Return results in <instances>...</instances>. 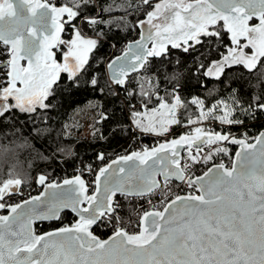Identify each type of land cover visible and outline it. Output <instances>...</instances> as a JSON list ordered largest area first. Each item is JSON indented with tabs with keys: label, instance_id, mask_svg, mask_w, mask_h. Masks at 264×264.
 <instances>
[{
	"label": "snow or ice",
	"instance_id": "1",
	"mask_svg": "<svg viewBox=\"0 0 264 264\" xmlns=\"http://www.w3.org/2000/svg\"><path fill=\"white\" fill-rule=\"evenodd\" d=\"M114 10L139 38L97 59ZM237 67L258 83L238 87ZM85 89L106 105L99 139L157 143L110 162L99 152L104 166L80 161L62 181L41 173L44 191L20 202L24 181H0V264H264V131L237 137L211 123L264 115V0H0V135L55 142L51 126L23 133L15 114L48 113ZM43 221L59 226L38 234Z\"/></svg>",
	"mask_w": 264,
	"mask_h": 264
},
{
	"label": "trees",
	"instance_id": "2",
	"mask_svg": "<svg viewBox=\"0 0 264 264\" xmlns=\"http://www.w3.org/2000/svg\"><path fill=\"white\" fill-rule=\"evenodd\" d=\"M56 2L63 3L66 2V0H56ZM109 2H113V0H109ZM114 2L117 7H119V5L123 3V0H114ZM136 15L138 18H143L140 13ZM105 18L113 20L114 23L110 30L107 25L105 26L106 37L103 40L102 47L93 53V56L97 59L102 57L108 58L114 49L116 53L113 57L119 55L122 50H124L126 44L136 39L138 36L137 30L129 31L122 24L118 23L120 18L119 11L114 10L111 17L106 16ZM129 19H131V17H129ZM88 35H93V33L89 32ZM64 38H68L67 33L64 34ZM172 53L173 57L179 56V52L172 51ZM59 56L58 53V57ZM96 66L97 65L94 63L93 67ZM230 74L234 75L237 79L238 87L244 83L245 79L252 81L253 86L258 83L257 77L247 73L243 68H235ZM255 90L259 91V89ZM199 91L201 95H207L203 89ZM249 91H251V89L248 87L242 90V95L245 99L249 98ZM88 102L99 103L96 94L85 89L71 95L64 93L62 97H58L57 101L54 102L57 104V107L48 113H45L43 110L35 115L16 113L14 119L19 121L17 127L21 128L23 133L26 134L29 129L33 127V123L35 122V124L41 127L51 126L54 128L56 130L54 133L56 140L55 142L49 140L45 143L43 140L32 141L29 139L28 142L34 143L35 148L21 147L20 145L24 143L23 137L19 134L13 135L10 130L6 129V134L0 135V181L10 177L20 178L24 181L22 189L24 191H33L34 193L37 189L36 177L41 173H45L52 179L61 181L64 178L72 177L76 173L80 161L92 164L94 167L104 165V162L96 159V154L99 152H105L107 161H110L119 154H125L126 150H133L134 147L130 145V140L125 138H121L119 142H117L116 139L104 140L98 138L101 132L107 134V129L110 126V121L105 122L102 120L103 107H106V105L100 107V115L95 122V125L100 128L97 137L91 139H77L66 136L65 123L68 120L69 114ZM109 110L111 109L109 108ZM11 119L12 118L6 120L4 122L5 125L10 124ZM177 128H175V130H177ZM262 129H264V115L254 120L245 119L244 125L233 126L230 130L236 132L245 131L251 134L255 130L261 131ZM79 130L80 128L75 129L77 132ZM180 133L181 132L175 131L176 135ZM150 141H152V139L144 136L139 138V143L141 144H149ZM135 143H137V141ZM41 145H43V147H41ZM57 146L63 148L65 151L56 153V160L49 159L48 156L53 154V149L57 148ZM229 148L232 155L234 149L232 147ZM215 161H217V159ZM224 162L230 163L229 160H225ZM72 220L73 216L67 214L63 222L67 224ZM56 226H59L58 222L37 225V233L49 231ZM109 234L110 230L97 229V235H100L102 238H106Z\"/></svg>",
	"mask_w": 264,
	"mask_h": 264
},
{
	"label": "rangeland",
	"instance_id": "3",
	"mask_svg": "<svg viewBox=\"0 0 264 264\" xmlns=\"http://www.w3.org/2000/svg\"><path fill=\"white\" fill-rule=\"evenodd\" d=\"M116 50H112L111 54L108 58H113ZM94 104H98L97 102H88L84 104L82 107H78L74 111H72L69 116L68 120L65 123L66 129V136L77 138V139H91L97 137L100 131V128L95 125L96 120L100 115V107H93ZM213 125L218 126L222 129L229 130L228 126H221L219 122H211ZM76 128H80L77 132L75 131ZM263 130V129H262ZM177 132H183L185 129L178 127ZM149 139H152V142L155 144L157 143L158 138L152 135H145ZM132 147H138L141 143H135V140H131ZM229 148V147H228ZM230 150V148H229ZM233 155V154H232ZM220 158V157H218ZM216 158V159H218ZM224 160L228 159V157H222ZM216 162V161H215ZM230 162V160H229ZM218 163V162H217ZM91 179V177H89Z\"/></svg>",
	"mask_w": 264,
	"mask_h": 264
},
{
	"label": "built area",
	"instance_id": "4",
	"mask_svg": "<svg viewBox=\"0 0 264 264\" xmlns=\"http://www.w3.org/2000/svg\"><path fill=\"white\" fill-rule=\"evenodd\" d=\"M212 126L214 127V128H216V130L217 131H221V130H223V131H229V130H227V129H222V128H220V127H218V126H215V125H213L212 124ZM234 135H236L237 137H241L243 134H247V136L248 137H255V136H257V134L260 132L259 130H255L253 133H251V134H248L247 132H245V131H243V132H236V131H232V130H230ZM154 146L155 145V143L154 142H152V141H150V143L149 144H146V143H143V144H140L138 147H140V146ZM138 147H136V149L138 148ZM135 150V149H134ZM220 159L221 158H218L217 159V161L216 162H220ZM223 159V158H222ZM224 160V159H223ZM225 160H229V158L228 159H225ZM224 160V161H225ZM176 184H179V183H176ZM181 187H185V186H181ZM181 187H177L175 190L178 192V193H180V194H183L182 192H181ZM22 191H23V197H20V196H16V197H13V201H15V202H20V200L21 199H27V198H29V197H31V196H33V195H35V194H37L38 192H39V189L37 188L36 190H35V192L33 193V191H24L23 189H22ZM145 207H148V205H145Z\"/></svg>",
	"mask_w": 264,
	"mask_h": 264
},
{
	"label": "water",
	"instance_id": "5",
	"mask_svg": "<svg viewBox=\"0 0 264 264\" xmlns=\"http://www.w3.org/2000/svg\"><path fill=\"white\" fill-rule=\"evenodd\" d=\"M138 31V30H137ZM138 38H139V35H138ZM137 38V39H138ZM129 43V42H128ZM127 43V44H128ZM126 44V45H127ZM125 48H126V46H125ZM122 54V52L119 54V55H121ZM119 55H117V56H119ZM246 71V70H245ZM262 131H264V129L263 130H261L260 132H262ZM260 132L257 134V136L260 134ZM226 146H229V147H232L233 149H234V151H233V155H232V157L234 158V154H235V152L236 151H239V146L238 145H233V144H228V145H226ZM114 159V158H113ZM111 161V160H110ZM110 161H107V162H110ZM102 166H104V165H102ZM62 181V180H61ZM176 183H179V182H176ZM36 186H37V188L39 189V192L37 193V194H35V195H33V196H37V195H40V193L41 192H43L44 191V189H43V186H41V185H39L38 183H36ZM30 198V197H29ZM29 198H27V199H29ZM0 212H3V211H0ZM1 214H6V212H4V213H1ZM43 223H54V221H43V222H38V225H40V224H43ZM50 231V230H49ZM39 234V233H38ZM107 238V237H106Z\"/></svg>",
	"mask_w": 264,
	"mask_h": 264
},
{
	"label": "flooded vegetation",
	"instance_id": "6",
	"mask_svg": "<svg viewBox=\"0 0 264 264\" xmlns=\"http://www.w3.org/2000/svg\"><path fill=\"white\" fill-rule=\"evenodd\" d=\"M137 34H138V31H137ZM137 38H138V36H137ZM137 38H136V39H137ZM124 49H125V48H124ZM172 51L178 52V50H172ZM58 59L62 61V57H61V56H59ZM237 68H238V67H237ZM149 143H150V142H149ZM142 144H143V143H142ZM134 149H136V147H134ZM134 149H133V150H134ZM1 213H4V212H0V214H1Z\"/></svg>",
	"mask_w": 264,
	"mask_h": 264
}]
</instances>
